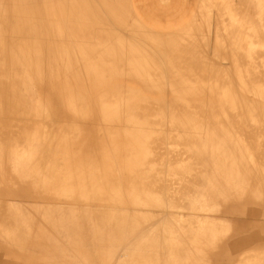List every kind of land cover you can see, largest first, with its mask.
<instances>
[{"label": "bare ground", "instance_id": "bare-ground-1", "mask_svg": "<svg viewBox=\"0 0 264 264\" xmlns=\"http://www.w3.org/2000/svg\"><path fill=\"white\" fill-rule=\"evenodd\" d=\"M130 8L0 0V264H264V0Z\"/></svg>", "mask_w": 264, "mask_h": 264}, {"label": "rangeland", "instance_id": "rangeland-1", "mask_svg": "<svg viewBox=\"0 0 264 264\" xmlns=\"http://www.w3.org/2000/svg\"><path fill=\"white\" fill-rule=\"evenodd\" d=\"M181 0H130L131 8L130 10L132 12H135L139 14V16L146 20L147 22L149 20L152 21L150 25L154 26L158 30H173L178 29L184 26H187V23L189 19L192 18L194 14V11L196 10V6L188 5V6H182L180 4ZM171 8L175 9V11H179V14L176 15V22L172 24H167L166 22H159L155 15L152 16L150 13L154 12H162V11H168ZM215 14V15H214ZM213 14V20L216 22L217 14ZM219 17V16H218ZM183 22H182V21ZM148 25V24H147ZM242 74V73H241ZM233 76V74H231Z\"/></svg>", "mask_w": 264, "mask_h": 264}, {"label": "crops", "instance_id": "crops-1", "mask_svg": "<svg viewBox=\"0 0 264 264\" xmlns=\"http://www.w3.org/2000/svg\"><path fill=\"white\" fill-rule=\"evenodd\" d=\"M197 1L198 0H181L180 4L182 6H188V5H192V6H196V10H197ZM196 10L194 11V14L196 13ZM135 13V12H134ZM137 17H139L138 19L140 20V22L148 29H151V30H154V31H159V32H173V31H176L178 29H181V28H178V29H173V30H158L157 28H155L154 26L150 25L152 23L151 20H149L148 22L146 20H143L139 14L135 13ZM152 16H156L157 19L159 22H161L163 24V22H166L167 24H172L174 25L173 23L176 22V15L179 16V14H182V13H179V11H175V9L171 8L170 10L168 11H162V12H154V13H150ZM191 19H189L190 21ZM182 21V20H181ZM188 21V23H189ZM148 24V25H147Z\"/></svg>", "mask_w": 264, "mask_h": 264}, {"label": "clouds", "instance_id": "clouds-1", "mask_svg": "<svg viewBox=\"0 0 264 264\" xmlns=\"http://www.w3.org/2000/svg\"><path fill=\"white\" fill-rule=\"evenodd\" d=\"M228 223V227L227 229L222 233L220 234L217 239H216V244L219 245L220 243H222L223 241H225L232 233V225L230 222H227Z\"/></svg>", "mask_w": 264, "mask_h": 264}]
</instances>
